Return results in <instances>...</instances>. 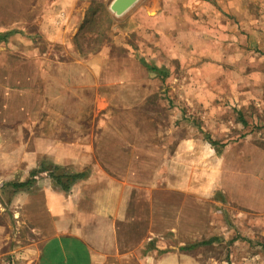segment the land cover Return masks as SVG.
<instances>
[{"label": "crops", "instance_id": "crops-1", "mask_svg": "<svg viewBox=\"0 0 264 264\" xmlns=\"http://www.w3.org/2000/svg\"><path fill=\"white\" fill-rule=\"evenodd\" d=\"M11 1L41 5L35 32L26 12L0 27V181L33 180L10 195L32 237L25 264H196L160 250L172 238L201 240L212 195L192 172L209 145L185 138L169 151L146 127V104L165 78L130 56H57L75 51L82 0ZM49 172L76 178L64 190ZM215 173L220 202L264 215L253 175L229 191Z\"/></svg>", "mask_w": 264, "mask_h": 264}, {"label": "rangeland", "instance_id": "rangeland-1", "mask_svg": "<svg viewBox=\"0 0 264 264\" xmlns=\"http://www.w3.org/2000/svg\"><path fill=\"white\" fill-rule=\"evenodd\" d=\"M112 1L82 0L75 51L57 56H130L166 68L159 93L146 104V127H154L161 145L171 142L169 151L185 138L210 149L192 171L193 184L201 181L212 193L202 202L205 233L198 242L165 240L161 252L175 248L196 264H264V215L220 202V191H212L216 170L229 191L244 173L264 189V0H140L121 17L109 11ZM25 12L33 14L35 32L41 5L0 0V27ZM11 182L0 181V264H25L32 237L10 205ZM213 238L212 244L182 250Z\"/></svg>", "mask_w": 264, "mask_h": 264}, {"label": "trees", "instance_id": "trees-1", "mask_svg": "<svg viewBox=\"0 0 264 264\" xmlns=\"http://www.w3.org/2000/svg\"><path fill=\"white\" fill-rule=\"evenodd\" d=\"M146 69L150 72L156 73L159 76H162L163 78L168 76V71L164 68L158 69L157 67H153V65H148L145 64ZM207 140L208 142L215 147L216 142L214 140H212L209 136H207ZM37 173V171H33L31 173V177H33L35 174ZM50 178H52V180L59 185L62 189H67L68 185L71 183V179L74 180L76 178V176H70V175H55L54 172H49ZM33 180L32 179H28L25 182H11L8 183L7 186L9 188H11L14 192L17 191H21V190H25V189H29L32 186ZM214 241H216L215 238L209 240V241H202L200 243H197L196 245H191L188 247H184L182 248V250L184 251H189L191 249H193L195 246H204V245H209L212 244Z\"/></svg>", "mask_w": 264, "mask_h": 264}, {"label": "water", "instance_id": "water-1", "mask_svg": "<svg viewBox=\"0 0 264 264\" xmlns=\"http://www.w3.org/2000/svg\"><path fill=\"white\" fill-rule=\"evenodd\" d=\"M139 1L140 0H113L109 6V11L115 17H121Z\"/></svg>", "mask_w": 264, "mask_h": 264}]
</instances>
